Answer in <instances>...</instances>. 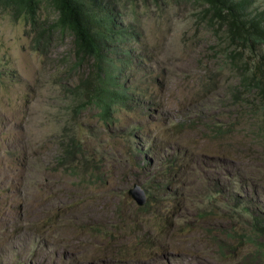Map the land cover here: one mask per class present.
I'll return each mask as SVG.
<instances>
[{
    "label": "rangeland",
    "instance_id": "obj_1",
    "mask_svg": "<svg viewBox=\"0 0 264 264\" xmlns=\"http://www.w3.org/2000/svg\"><path fill=\"white\" fill-rule=\"evenodd\" d=\"M115 6L131 100L104 119L82 106L94 62L41 34L53 15L0 5V264H264L245 238L264 229V93L242 83L264 47L233 62L195 0Z\"/></svg>",
    "mask_w": 264,
    "mask_h": 264
},
{
    "label": "trees",
    "instance_id": "obj_2",
    "mask_svg": "<svg viewBox=\"0 0 264 264\" xmlns=\"http://www.w3.org/2000/svg\"><path fill=\"white\" fill-rule=\"evenodd\" d=\"M135 4L138 0H127ZM146 1V0H144ZM156 4L170 0H152ZM204 7L210 24L225 28L226 36L232 45H236L231 60L238 64L243 51L249 50L254 57L264 47V10H256L254 0H195ZM17 17L36 26L41 14L51 13L55 21L44 33L51 31L69 34L73 37L78 62L93 61L98 75L94 78V86L82 106L95 104L101 106L104 119H109L112 106H126L131 100L130 89L121 83L120 70L128 65V60L113 59L117 55L110 51L113 46H121L132 36L124 28V16L118 21L113 9L119 8V0H0ZM123 11V8H121ZM43 29V28H42ZM40 39L38 38V41ZM49 40V39H48ZM117 61L120 63L117 64ZM246 62L244 69L249 72L242 78V83L250 88L255 86L264 93V54L259 58ZM124 64V65H123ZM247 83V84H246ZM252 85V86H251ZM218 132L217 135H220ZM253 233L246 239L252 240L264 260V229L260 225L253 226Z\"/></svg>",
    "mask_w": 264,
    "mask_h": 264
},
{
    "label": "water",
    "instance_id": "obj_3",
    "mask_svg": "<svg viewBox=\"0 0 264 264\" xmlns=\"http://www.w3.org/2000/svg\"><path fill=\"white\" fill-rule=\"evenodd\" d=\"M130 194L139 205H144L147 201L146 192L140 185H135L134 188L130 190Z\"/></svg>",
    "mask_w": 264,
    "mask_h": 264
}]
</instances>
